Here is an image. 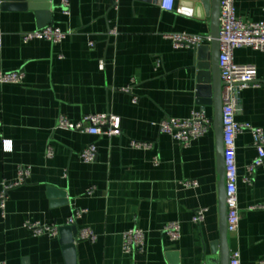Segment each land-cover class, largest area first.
<instances>
[{"label": "crops", "instance_id": "obj_1", "mask_svg": "<svg viewBox=\"0 0 264 264\" xmlns=\"http://www.w3.org/2000/svg\"><path fill=\"white\" fill-rule=\"evenodd\" d=\"M162 1L120 0L118 7L112 0L25 1L52 7L44 24L37 10L0 0V73L25 74L22 83L0 84V189L15 182L21 168L30 170L26 184L10 190L6 218L0 214V263L206 264L211 256L220 238L214 131L184 147L159 124L204 108L198 103L199 47L177 49L168 36H211L212 21L209 13L181 14L180 0L173 11L163 10ZM235 12L245 22H263L264 0H235ZM46 26L70 35L59 44L23 42L24 34ZM234 57L256 66L261 83L242 92L236 119L264 132V52L244 47ZM204 109L213 117L212 107ZM97 114L119 116L122 135L57 129L62 117L79 123ZM131 141L152 147L135 149ZM90 144L97 159L85 163L81 156ZM236 147L241 222L230 247L242 264H256L264 260V164L246 183L257 157L252 132L240 134ZM199 209H207L200 225L192 221ZM26 222L58 225L60 234L35 237ZM173 222L181 226L178 242L164 232ZM84 229L97 239L81 240ZM132 229L145 233V246L128 255L124 234Z\"/></svg>", "mask_w": 264, "mask_h": 264}, {"label": "built area", "instance_id": "obj_2", "mask_svg": "<svg viewBox=\"0 0 264 264\" xmlns=\"http://www.w3.org/2000/svg\"><path fill=\"white\" fill-rule=\"evenodd\" d=\"M118 7L120 0H112ZM177 0H163L161 8L166 11H173ZM67 9L69 3L63 2ZM68 14V11H65ZM116 34V30L111 32ZM70 32H64L54 26H46L33 32L23 35V42L28 44L35 40H45L52 44L63 42ZM173 41L175 48H198L205 42H211V36L191 35L187 33H177L168 36ZM220 70L223 82V133L225 147L226 166V196L228 206L227 226L230 237L238 233L241 222V211L238 199V170L236 162V141L240 134L250 131L255 137V147L257 157L248 167L249 176L245 179L248 184L252 183V175L255 170L264 164V132L261 129L252 127L247 123H240L236 116L241 111V94L250 88L261 86L258 80V70L254 65H241L235 62V51L240 48L249 47L264 52V21L245 22L237 17L235 12V0H221L220 12ZM1 44V35H0ZM101 68L104 64L101 63ZM25 74L22 71L0 73V84L22 83ZM130 92V90H126ZM137 98L134 102H137ZM57 129L72 130L92 136L115 137L122 135V120L113 114L88 115L79 123H72L62 117L58 121ZM160 132L170 135L182 146L189 147L192 142L206 136L213 131V117L209 116L204 108L192 112L187 119L166 118L159 124ZM4 143H9L5 141ZM8 145V144H7ZM132 148L151 149L149 143L131 141ZM97 147L90 144L82 153V160L85 163H93L97 159ZM48 157H53L51 148ZM30 170L21 168L18 179L13 183H3L0 189V214L6 218V208L8 195L13 188L26 184ZM184 186L192 188L197 186L196 182H187ZM263 208V207H259ZM256 209V208H254ZM85 213L84 210L75 212L74 216L67 220L68 226H73L77 220ZM207 209H199L195 212L192 221L195 224H202L205 220ZM26 228L35 237H57L60 234V227L55 224H41L39 222H26ZM165 234L171 242H178L181 237V226L177 222L168 224L164 228ZM80 239L94 242L97 237L89 229L80 232ZM145 246V233L140 229H132L124 234L123 251L125 254H135L143 252ZM4 264V263H0ZM230 264H242L241 254L238 250L231 252ZM256 264H264V260Z\"/></svg>", "mask_w": 264, "mask_h": 264}, {"label": "water", "instance_id": "obj_3", "mask_svg": "<svg viewBox=\"0 0 264 264\" xmlns=\"http://www.w3.org/2000/svg\"><path fill=\"white\" fill-rule=\"evenodd\" d=\"M10 1V0H4ZM21 4L15 6L16 9L26 10L32 8L24 4L27 0H13ZM179 12L188 16L203 17L205 14L211 16V37L209 46L198 48V58L201 64L198 66V97L199 104L204 108H213V131L215 134L217 169H218V193H219V215H220V238L211 251V256L206 258V264H230L231 247L230 235L228 232V206L226 196V166L225 147L223 133V82L220 70V12L221 0H180ZM38 11V16L42 23L50 22L52 9L47 7H33Z\"/></svg>", "mask_w": 264, "mask_h": 264}]
</instances>
